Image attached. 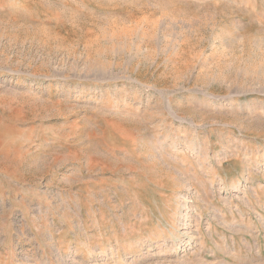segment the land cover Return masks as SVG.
<instances>
[{"label":"rangeland","instance_id":"374dc122","mask_svg":"<svg viewBox=\"0 0 264 264\" xmlns=\"http://www.w3.org/2000/svg\"><path fill=\"white\" fill-rule=\"evenodd\" d=\"M0 264H264V0H0Z\"/></svg>","mask_w":264,"mask_h":264}]
</instances>
